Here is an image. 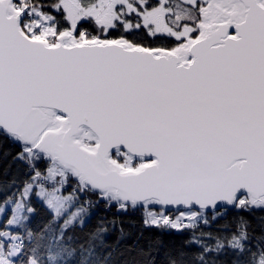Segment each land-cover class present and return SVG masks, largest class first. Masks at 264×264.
<instances>
[{
    "label": "snow or ice",
    "instance_id": "1",
    "mask_svg": "<svg viewBox=\"0 0 264 264\" xmlns=\"http://www.w3.org/2000/svg\"><path fill=\"white\" fill-rule=\"evenodd\" d=\"M0 264H264V0H0Z\"/></svg>",
    "mask_w": 264,
    "mask_h": 264
}]
</instances>
